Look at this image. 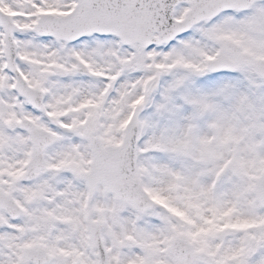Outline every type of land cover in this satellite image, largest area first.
<instances>
[{
    "label": "snow or ice",
    "instance_id": "1",
    "mask_svg": "<svg viewBox=\"0 0 264 264\" xmlns=\"http://www.w3.org/2000/svg\"><path fill=\"white\" fill-rule=\"evenodd\" d=\"M0 264H264V0H0Z\"/></svg>",
    "mask_w": 264,
    "mask_h": 264
}]
</instances>
